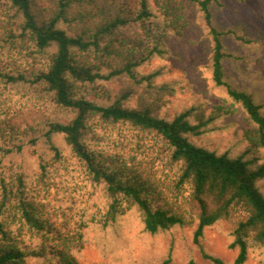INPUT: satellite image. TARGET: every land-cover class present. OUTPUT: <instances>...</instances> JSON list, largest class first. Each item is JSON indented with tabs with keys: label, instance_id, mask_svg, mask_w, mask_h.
Wrapping results in <instances>:
<instances>
[{
	"label": "trees",
	"instance_id": "16d2710c",
	"mask_svg": "<svg viewBox=\"0 0 264 264\" xmlns=\"http://www.w3.org/2000/svg\"><path fill=\"white\" fill-rule=\"evenodd\" d=\"M223 6V0H0V264H83L89 235L121 229L133 211L149 233L195 225L197 243L206 228L241 209L228 245L237 251L234 263H244L252 247L264 253V195L256 185L264 161L253 167L244 155L228 157L192 139L230 108L164 112L176 88L163 79L170 41L198 23L210 41L214 84L256 125L253 136L244 131L246 151L264 146V103L225 80L223 69L227 60L252 61L246 51L228 50V41L246 48L260 42L242 25L218 26L215 13ZM46 105L65 118L46 113ZM40 138L53 158L39 159L37 172L27 173L12 158ZM48 165L62 194L77 171L84 175L82 186L101 193L104 210L91 211L84 200L76 209L66 196L55 204L39 199ZM48 205L63 224L50 219Z\"/></svg>",
	"mask_w": 264,
	"mask_h": 264
},
{
	"label": "rangeland",
	"instance_id": "374dc122",
	"mask_svg": "<svg viewBox=\"0 0 264 264\" xmlns=\"http://www.w3.org/2000/svg\"><path fill=\"white\" fill-rule=\"evenodd\" d=\"M224 6L215 13V22L220 27L239 24L245 27L248 34L256 38L260 43L250 48L240 46L233 41H228V50L247 52L252 56V61L237 65L232 61L224 62V78L233 85L248 90L254 99L264 103V0H223ZM171 53L166 58L163 79H170L176 83L175 92L169 97V102L164 108L166 116H172L180 110L199 105L208 113L217 105L230 108L228 114L219 116L209 123L206 131L195 138V143L204 145L219 154L228 157L244 155L245 159L252 160L255 167L264 161V146L257 145L246 151L248 140H245L244 131L254 135L256 125L252 123L240 105L232 102L223 86H217L212 80L209 64L210 41L205 36L202 27L191 24L182 37L170 41ZM161 61H153L157 64ZM110 90L116 89L114 82L105 83ZM27 94H32L27 89ZM89 94L98 101H105L98 89H90ZM35 96L34 94H32ZM44 97H40V101ZM46 113L59 116L64 119V113L60 109H53L46 105ZM264 113V104L262 105ZM54 143L64 153L63 143L60 138H53ZM67 157V156H65ZM50 162L53 152L40 138L34 146H26L20 154L12 159L20 162L27 173L37 172L39 159ZM9 159V158H8ZM69 163L75 165V161L69 158ZM8 166H11L9 161ZM49 166V165H48ZM48 187L38 188V198L52 204L69 198L72 206L78 209L80 200L87 202L89 210H104V199L97 189L90 185L84 187L86 182L84 175L78 171L74 179L68 180L67 190L62 194V184L56 173V168L48 167ZM34 181V180H33ZM35 188L34 183H29ZM256 185L264 195V177L258 178ZM79 187H82L79 190ZM188 190V189H187ZM48 216L55 225L63 224L54 214L51 205H48ZM74 210L69 209V213ZM241 209H234L231 220H221L204 230L199 241H193L195 225L179 227L175 226L167 230L149 233L142 230L140 215L130 212L122 220L121 229L108 228L104 232H92L88 243L82 251L83 264H160L167 256L168 264H215L204 254L219 258L222 264H235L236 249L229 248L231 241L232 224L240 215ZM264 257L263 251L258 247L249 250L246 261L242 264H258Z\"/></svg>",
	"mask_w": 264,
	"mask_h": 264
}]
</instances>
